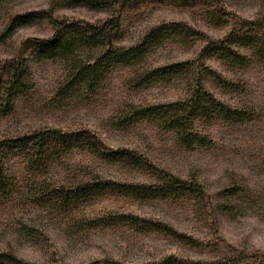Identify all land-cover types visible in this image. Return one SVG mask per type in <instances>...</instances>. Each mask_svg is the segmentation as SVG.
<instances>
[{
  "label": "rangeland",
  "instance_id": "1",
  "mask_svg": "<svg viewBox=\"0 0 264 264\" xmlns=\"http://www.w3.org/2000/svg\"><path fill=\"white\" fill-rule=\"evenodd\" d=\"M53 2L0 0V35L17 16L49 11ZM216 9L257 19L264 16V0H134L117 9L122 17L118 43L136 45L160 26L163 38L149 46V65L198 59L204 41L194 47L178 44L172 25L184 22L210 41L223 39L231 26L208 22V12ZM108 15L85 5L59 6L54 11V17L70 20L95 21ZM53 33L47 19H30L16 24L0 45V60L27 56L33 81L32 90L16 101L13 111L0 116V139L46 127L88 129L107 148L136 151L186 184L178 195L165 199L106 195L69 208L61 200L43 199L40 192L56 188L64 193L76 175L86 174L124 183L161 182L80 149L41 171L28 167L26 154L14 157L7 172L15 187L0 194V253L11 259L0 264H147L169 255L181 264H264V63L254 58L248 68L234 69L216 58L204 60L223 75V85H231L222 87L210 77L208 89L242 110L243 116L235 121H196L208 142L187 146L176 133L148 121L133 123L126 113L131 104L185 96L183 83L139 86L133 67L116 65L95 89L69 86L72 62L37 60L27 54L30 43ZM119 214L163 222L196 242L105 222Z\"/></svg>",
  "mask_w": 264,
  "mask_h": 264
},
{
  "label": "trees",
  "instance_id": "2",
  "mask_svg": "<svg viewBox=\"0 0 264 264\" xmlns=\"http://www.w3.org/2000/svg\"><path fill=\"white\" fill-rule=\"evenodd\" d=\"M134 0H54L49 11L43 10L19 15L0 35V45L6 43L16 24L30 19H47L53 26L52 36L28 45V55L37 60L61 59L72 62L68 74L69 86L84 85L95 89L108 76L114 66L124 65L135 69L139 86L154 83H183L185 96L168 102L128 106L131 122L148 121L156 126L176 133L181 144L204 145L208 136L202 134L195 123L202 120L210 123L215 119L235 121L243 116L242 110L233 108L218 99L206 86L207 78L223 85V75L205 63L206 58H216L232 68L246 69L253 59L264 63V16L244 19L232 15L226 9L208 12V22L215 27L231 26L223 39L210 41L206 35L184 22L172 25L173 39L182 46L194 47L204 41L200 57L152 67L148 63V48L160 42L163 31L154 27L139 43L123 46L118 42L122 33V17L117 9ZM184 1L185 0H179ZM195 1V0H192ZM85 5L91 9L107 11L106 18L95 21L70 20L54 17L59 6ZM25 20V21H24ZM33 88L26 55L0 60V116L10 114L16 101ZM75 149L87 151L109 163H121L139 169L156 178L161 184H135L104 179L99 175L75 176L71 188L64 193L54 188L40 192L43 199L52 203L63 201L69 208L106 195H124L139 198H161L178 195L186 181L153 165L136 151L129 149L111 150L91 130H63L61 128H39L17 136L0 139V194L7 195L15 187L7 172L8 162L21 154L28 157V167L37 171L50 169L64 156ZM88 176V177H87ZM106 223L129 225L138 232H159L194 243L192 237L179 234L172 226L153 219L110 215ZM104 222V220H103ZM169 255L161 261L147 264H181ZM9 255L0 253V261L10 260ZM196 264V263H192Z\"/></svg>",
  "mask_w": 264,
  "mask_h": 264
}]
</instances>
